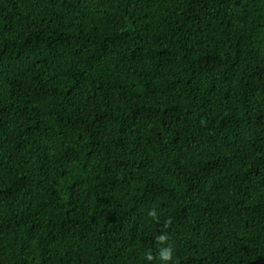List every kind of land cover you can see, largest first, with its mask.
<instances>
[{
  "label": "trees",
  "instance_id": "trees-1",
  "mask_svg": "<svg viewBox=\"0 0 264 264\" xmlns=\"http://www.w3.org/2000/svg\"><path fill=\"white\" fill-rule=\"evenodd\" d=\"M0 264H264V0H0Z\"/></svg>",
  "mask_w": 264,
  "mask_h": 264
},
{
  "label": "clouds",
  "instance_id": "clouds-1",
  "mask_svg": "<svg viewBox=\"0 0 264 264\" xmlns=\"http://www.w3.org/2000/svg\"><path fill=\"white\" fill-rule=\"evenodd\" d=\"M148 215L150 217L156 218V215L157 214H156L155 209L150 210L149 213H148ZM164 239H165L164 236H160L159 237V240H161V241L164 240ZM159 256H160V259L163 260V261H165V262L172 261L173 260V250H172V248L169 247V248L163 249L159 253ZM147 259H149V260L152 259L151 255H148L147 256Z\"/></svg>",
  "mask_w": 264,
  "mask_h": 264
}]
</instances>
